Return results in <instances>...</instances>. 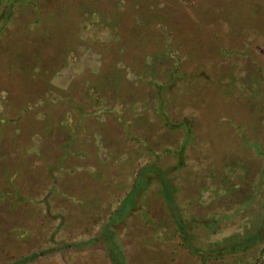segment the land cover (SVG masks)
I'll return each mask as SVG.
<instances>
[{"label": "rangeland", "instance_id": "374dc122", "mask_svg": "<svg viewBox=\"0 0 264 264\" xmlns=\"http://www.w3.org/2000/svg\"><path fill=\"white\" fill-rule=\"evenodd\" d=\"M123 260L264 264V0H0V264Z\"/></svg>", "mask_w": 264, "mask_h": 264}, {"label": "trees", "instance_id": "16d2710c", "mask_svg": "<svg viewBox=\"0 0 264 264\" xmlns=\"http://www.w3.org/2000/svg\"><path fill=\"white\" fill-rule=\"evenodd\" d=\"M113 247V246H112ZM115 248V247H114ZM116 252H115V249H111L110 250V254H112L113 255V257H115V259H117V255L115 254ZM122 263L124 264V260L122 261Z\"/></svg>", "mask_w": 264, "mask_h": 264}]
</instances>
